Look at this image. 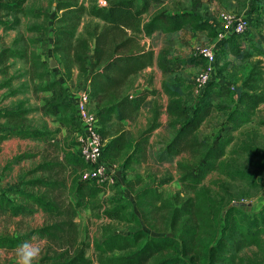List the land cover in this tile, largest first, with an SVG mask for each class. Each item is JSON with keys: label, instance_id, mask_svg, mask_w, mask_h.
I'll list each match as a JSON object with an SVG mask.
<instances>
[{"label": "trees", "instance_id": "obj_1", "mask_svg": "<svg viewBox=\"0 0 264 264\" xmlns=\"http://www.w3.org/2000/svg\"><path fill=\"white\" fill-rule=\"evenodd\" d=\"M149 1L141 0L137 4L135 0H117L103 7L95 4L87 11L77 0H55L54 5L52 51L59 56L67 76L68 63H81L83 60L78 49L81 44L85 45L83 40L76 38L75 44L72 43L82 14L86 11L104 22V27L94 36L91 52L87 51L84 68L87 74L90 71L89 96L93 102V111L97 114L98 132L103 140L102 161L108 166L117 164L121 170H129L141 162L148 135L157 125L155 122L150 124L135 138L129 129L123 127L122 121L139 109L147 91L130 97L120 94L122 87L130 77L153 64L163 73L173 71L166 50L162 48L155 55L152 49L139 46L138 35L151 36L155 32L169 35L183 28L204 31L209 38L217 35L212 23L195 11L169 13L160 10L142 21V14L147 11ZM24 4L25 0H0V27L6 30L13 28L19 21L18 14L26 12ZM236 37L231 35L222 39L220 46L225 48L224 44H227V51L237 57L248 56V52L235 43ZM25 57V49L17 48L14 44L0 48V88L10 87L15 77L8 72L10 60ZM44 74L43 71L34 76L42 81ZM260 80V70L252 66L240 86L235 88L237 104L227 114L230 129L250 121L264 101ZM55 85L56 82L46 85L39 82L34 85V89L45 91ZM162 89L168 96L166 112L172 123L179 127L158 154V159L172 158L185 151L198 158L192 164L178 162L181 190L174 199L166 197L160 186L145 182L138 173L126 182L132 192L136 212L129 218L126 212L128 205L115 201L112 206L103 208L102 214L108 218L132 221L135 228L132 234L110 233L101 241L93 242V249L99 254L100 262L264 264V258L243 257L240 254L246 247L262 246L264 205L254 211L247 222L248 216L242 209L243 205L233 204L225 211L222 226L217 230L220 208L215 198L206 189L200 188L201 182L210 172L227 173L224 154L232 136L218 135L207 145L204 139H199L196 130L210 112L212 104L202 99L190 111L183 104V93L177 84L164 81ZM11 91L16 92L13 89ZM47 109L59 114L58 120L67 128L74 131L79 129L78 118L75 120L74 115L68 116L64 104L49 100ZM31 111L33 108L26 106L24 100H18L13 109L0 110V119H4L0 142L11 137L47 142L60 154L55 155L54 159H44L24 169L13 190L0 192V210H5L10 217L32 216L41 211L51 221L21 234H0V249L12 251L26 246L34 237L44 238L47 240L45 251L37 261L29 264H88V246L78 240L75 221L77 209L83 201L97 198L106 184L79 179L73 186L76 202L67 199L65 180L57 175L60 170L70 166L84 167L85 162L79 153L61 147L55 138V130L46 126L29 127L27 115ZM259 124L264 125V115ZM29 156L27 152L17 153L6 165L18 163ZM180 193L184 196H179ZM159 216L164 218L165 229L170 233L151 235L142 228V224L153 228Z\"/></svg>", "mask_w": 264, "mask_h": 264}, {"label": "rangeland", "instance_id": "obj_2", "mask_svg": "<svg viewBox=\"0 0 264 264\" xmlns=\"http://www.w3.org/2000/svg\"><path fill=\"white\" fill-rule=\"evenodd\" d=\"M114 1L117 0H107L106 5ZM135 1L137 4L141 3V0ZM77 3L83 5L87 11L97 4V0H77ZM54 5L55 0H25L26 12L18 14V23L7 30L0 27V48L14 44L15 47L23 48L26 52L24 59L10 60L8 72L15 77L11 80L10 87L0 88V110L13 109L18 100H24L26 106L33 108V111L27 115L29 127L46 126L50 130H55V138L61 147L78 153L80 145L78 133L81 127L79 120L78 130L67 128L58 120L59 114L48 111L47 102L51 100L64 104L67 115H74L77 120L69 90H72L74 86L83 88L89 85L84 58L87 51L91 52L94 36L104 27V22L86 11L82 14L72 43L75 44L76 38L83 40L85 45L81 44L78 48L83 60L81 63L69 62V76H67L59 56L52 51V45L48 41L49 37L52 38L54 28ZM160 10L169 13L198 12L204 19L209 20L216 30L220 29L219 14L221 12L250 16L251 24L247 30L238 39L234 38L235 43L242 46L249 55L237 57L229 50L227 51L229 47L227 44H224L225 50L222 45L220 46L221 41L217 37L209 38L204 31L183 28L169 35L157 32L151 36L138 35L139 46L152 49L155 55L162 48L166 50L167 60L173 71L163 73L155 64L145 67L130 77L120 91L121 95L130 97L147 91L139 109L130 118L122 121L123 127L126 124L130 127L129 130L134 138L150 124L155 122L157 125L148 135L141 162L129 170H121L117 164H112L113 183L106 184L97 198L92 201H83L77 209L75 221L78 228V240L88 246L86 250L88 264H102L99 254L93 249V242L101 241L110 233H133L135 226L132 221L108 218L102 214L103 208L112 206L115 201L128 205L126 212L129 218L136 212L133 195L126 186V182L138 173L145 182L160 186L166 197L174 199L181 190L179 181L181 170L178 162L192 164L198 158L187 151L168 159L159 160L157 157L179 127L178 124L172 123L171 117L166 112L168 96L162 89L164 81L172 82L180 87L183 93V104L190 111L202 99L212 104L210 112L196 130L199 139H204L209 145L218 135L232 136L224 154L227 173L220 174L212 171L200 184V188L206 189L215 198L220 208L217 230H220L222 226L225 211L233 204L243 205L242 209L248 216L247 222L252 213L264 205V125L259 124V120L264 115V101L258 106L250 121L242 123L235 129H230V124L227 122L228 112L237 104L234 90L240 86L252 66L260 70V85L264 93V0H150L147 11L142 14V21ZM201 46L211 47L216 57L211 64L210 81L201 94H194L192 91L194 77L210 65L199 53ZM51 60L55 65H50ZM43 71L44 77L42 81H39L34 75ZM1 78L2 75H0ZM71 78L73 79L70 82ZM39 82L42 85L56 82V85L50 90L35 91L34 85ZM12 89L16 92H12ZM93 107L91 101L89 108L92 111ZM3 121L4 119H0V131L4 129ZM14 140V137H11L0 142V189L3 191L13 190L24 169L44 159H54L55 155L60 154L47 142L28 139L29 141L25 143H15ZM22 152H27L30 156L18 163L6 165L15 154ZM5 166L8 167L5 168ZM81 169L80 166H70L60 170L57 175L58 178H64L65 196L73 203L76 202L73 186L77 180L82 179ZM179 196L184 194L180 193ZM50 221L51 219L41 211L32 216L14 217H6L0 211V234H21ZM142 228L151 235L170 233L165 229L162 216L158 217L153 228L145 224H142ZM262 242L261 247L252 245L244 248L240 254L243 257L264 258V233ZM46 246V239L34 237L22 248L10 252L1 249L0 264L21 263L23 260L32 263L37 261Z\"/></svg>", "mask_w": 264, "mask_h": 264}, {"label": "built area", "instance_id": "obj_3", "mask_svg": "<svg viewBox=\"0 0 264 264\" xmlns=\"http://www.w3.org/2000/svg\"><path fill=\"white\" fill-rule=\"evenodd\" d=\"M99 6H105L106 0H97ZM220 29L216 30L217 39L222 40L228 36L235 35L238 39L251 24L248 15H238L231 12H221L219 14ZM199 53L210 64L202 71L198 72L192 82L194 94H201L207 83L210 81L212 73L211 64L215 61V52L211 47L201 46ZM89 82V81H88ZM75 109L80 122V132L78 141L80 142L78 153L85 162L81 169L82 179H91L97 183H113L112 175L114 170L102 161L103 141L98 132V118L96 112L89 108L91 98L89 96V85L81 88L76 96Z\"/></svg>", "mask_w": 264, "mask_h": 264}, {"label": "crops", "instance_id": "obj_4", "mask_svg": "<svg viewBox=\"0 0 264 264\" xmlns=\"http://www.w3.org/2000/svg\"><path fill=\"white\" fill-rule=\"evenodd\" d=\"M48 41H49V43L51 44V37H49V39H48ZM90 72V71H89ZM89 72H88V74H87V77L89 76ZM89 78V77H88ZM72 79L73 78H71L70 79V82L72 81ZM70 84V83H69ZM72 84V83H71ZM75 83H73L72 85H74ZM64 88H66V86H65V84H64ZM81 87H75L74 86V88L72 89V90H69V93H71L72 94V98H73V100L71 101V103L74 105V109H75V100H76V96H77V92H78V90L80 89ZM124 127H126V128H128V129H130V127H128L127 126V124L126 125H124ZM58 128H59V126H58ZM9 139V138H8ZM8 139H5V140H8ZM14 142L15 143H17V142H26V141H29L28 139H20V138H16V137H14ZM5 140H3V141H5ZM2 141V142H3ZM1 191H3V189H0V192ZM0 211H2L3 213H4V215L6 216V217H8V213L5 211V210H0ZM10 252V251H9ZM2 253V250L0 249V254Z\"/></svg>", "mask_w": 264, "mask_h": 264}, {"label": "water", "instance_id": "obj_5", "mask_svg": "<svg viewBox=\"0 0 264 264\" xmlns=\"http://www.w3.org/2000/svg\"><path fill=\"white\" fill-rule=\"evenodd\" d=\"M50 65H51V66L55 65V63H54L53 60L50 61ZM29 263H30V262H29L28 260H23V261H21V264H29Z\"/></svg>", "mask_w": 264, "mask_h": 264}]
</instances>
